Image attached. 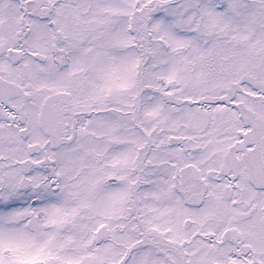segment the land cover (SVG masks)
<instances>
[{"label": "snow or ice", "instance_id": "1", "mask_svg": "<svg viewBox=\"0 0 264 264\" xmlns=\"http://www.w3.org/2000/svg\"><path fill=\"white\" fill-rule=\"evenodd\" d=\"M0 264H264V0H0Z\"/></svg>", "mask_w": 264, "mask_h": 264}]
</instances>
